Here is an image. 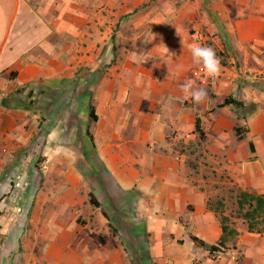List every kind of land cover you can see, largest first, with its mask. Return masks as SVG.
<instances>
[{"label": "crops", "instance_id": "0c3cea01", "mask_svg": "<svg viewBox=\"0 0 264 264\" xmlns=\"http://www.w3.org/2000/svg\"><path fill=\"white\" fill-rule=\"evenodd\" d=\"M141 2L0 0V264H264V229L225 223L237 236L211 255L189 239L216 245L222 235L207 205L215 186L264 195V97L233 142L227 132L240 119L229 106L208 113L211 101L190 103L180 87L205 86L188 77L189 67L138 84L96 79L94 157L58 152L68 149V119L79 100L69 110V100L47 87L67 86L83 61L71 66L70 52L85 53ZM35 98L42 107L31 105ZM41 117L48 123L39 136ZM196 117L203 140L194 133ZM184 144L193 151L188 157ZM38 147L42 174L22 173V151ZM90 166L92 173H81Z\"/></svg>", "mask_w": 264, "mask_h": 264}, {"label": "rangeland", "instance_id": "374dc122", "mask_svg": "<svg viewBox=\"0 0 264 264\" xmlns=\"http://www.w3.org/2000/svg\"><path fill=\"white\" fill-rule=\"evenodd\" d=\"M123 16L126 17L120 20L123 23L111 25L106 36L96 43L91 39V43L85 45V53L80 54L76 50L70 52L71 66L76 64L78 57L83 56V61L70 70L67 86L58 84L47 87L51 93H62L63 100H69L67 109L79 100V106L74 108L75 113L72 112V118L68 119V149H59V153L69 158L77 154L94 157L93 123L87 116L84 119L81 113L94 103V80L105 77L131 79L133 84H138L139 79L163 78L166 75L164 69L174 66L189 67L188 77L205 84L202 88L207 91V97L201 104L206 99L211 101L208 113L219 111L221 108L218 105L227 96L242 101L244 108L229 106V109L231 116L240 119L236 126L245 130L242 120L257 109L255 101L264 97V0H167V3L142 0L140 5L133 6ZM197 44L213 48L220 58L221 68L217 75L209 76L202 66L193 62L191 47ZM82 78L84 80L81 81ZM205 78L208 83L202 82ZM105 88L108 89L104 86L102 90ZM42 92L39 89L36 96L39 93L42 95ZM82 92L84 99L78 96ZM31 103L41 107L44 104L37 102V99ZM46 120L38 118L39 136L42 130H47L43 126ZM55 120L53 126L58 124ZM226 138L233 142L238 140L231 130ZM187 145L184 144L182 151L188 157L193 151ZM43 151L39 147L22 151L24 161L21 162V172L42 174ZM192 159L187 158L190 169L194 167ZM76 168L80 169L78 166ZM95 169L92 166L82 167L81 173L86 175ZM215 187L218 191L208 199L207 205L218 214L220 221L223 218L228 225L242 224L250 232L264 229V207L252 213L253 208L247 207L250 201L247 193L237 191L229 184ZM251 203L254 207V202ZM26 216L29 217V214ZM27 232L23 231L24 234Z\"/></svg>", "mask_w": 264, "mask_h": 264}, {"label": "trees", "instance_id": "16d2710c", "mask_svg": "<svg viewBox=\"0 0 264 264\" xmlns=\"http://www.w3.org/2000/svg\"><path fill=\"white\" fill-rule=\"evenodd\" d=\"M226 106H233L236 108H244V103L240 100H236V99L232 98L231 96H227L218 105V108H223ZM87 117L91 123L96 122V120H97V115L95 113V108H94L93 104L88 105ZM245 131L246 130L242 131L240 128L234 129V133L237 137H240L242 135V133ZM194 133H196L199 140L204 139V132L202 131L201 122H200L199 117H196L194 120ZM250 148H251V150H253L251 145H250ZM243 196H245V195H243ZM247 198H249L248 200H250L247 203V207H250L251 210L253 208V210L251 211L252 213L253 212L255 213L257 210L263 209V207H264V195L261 197H253V196L248 195ZM251 202H254V207H253ZM89 203L94 208H99V203L94 199V197L92 195H89ZM252 213L249 214V212H246V214H248V215H251ZM104 216H105V214H104ZM223 220H226V219L221 218L220 224H221V234L222 235H221V237H220V239L216 245H208L204 241H202V240H200L197 237L192 236V235H189L190 241L195 246L206 250L208 252V254H210V255L213 253H222L223 250L226 249V243L229 240H233L235 238V236H237L236 231H234L233 229H231L230 227L225 225V222ZM248 228H251V227L248 225ZM179 243H181V242H179Z\"/></svg>", "mask_w": 264, "mask_h": 264}, {"label": "clouds", "instance_id": "9594fccd", "mask_svg": "<svg viewBox=\"0 0 264 264\" xmlns=\"http://www.w3.org/2000/svg\"><path fill=\"white\" fill-rule=\"evenodd\" d=\"M193 62L203 67L209 76H215L219 73L221 64L220 58L216 55L213 48L204 45H194L191 47ZM180 87L187 93L194 103H200L207 97V91L204 88H193L192 82L186 81Z\"/></svg>", "mask_w": 264, "mask_h": 264}]
</instances>
